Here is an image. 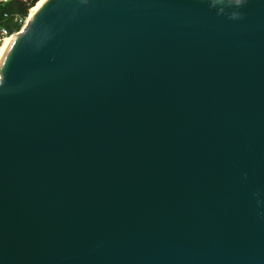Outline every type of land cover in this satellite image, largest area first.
<instances>
[{
    "label": "water",
    "instance_id": "water-1",
    "mask_svg": "<svg viewBox=\"0 0 264 264\" xmlns=\"http://www.w3.org/2000/svg\"><path fill=\"white\" fill-rule=\"evenodd\" d=\"M28 16L0 59V264H264V0Z\"/></svg>",
    "mask_w": 264,
    "mask_h": 264
},
{
    "label": "trees",
    "instance_id": "trees-1",
    "mask_svg": "<svg viewBox=\"0 0 264 264\" xmlns=\"http://www.w3.org/2000/svg\"><path fill=\"white\" fill-rule=\"evenodd\" d=\"M38 0H9L0 1V25L8 30L9 33L16 32L29 9Z\"/></svg>",
    "mask_w": 264,
    "mask_h": 264
},
{
    "label": "bare ground",
    "instance_id": "bare-ground-1",
    "mask_svg": "<svg viewBox=\"0 0 264 264\" xmlns=\"http://www.w3.org/2000/svg\"><path fill=\"white\" fill-rule=\"evenodd\" d=\"M43 0H38L37 3H35V5L33 7H31L29 9V15L32 14V12L36 9V7L42 2ZM29 17V16H28ZM14 37V35H10L8 37H6L3 41L2 44L0 46V59L2 58L4 52H5V48H6V43L9 42L12 38Z\"/></svg>",
    "mask_w": 264,
    "mask_h": 264
},
{
    "label": "built area",
    "instance_id": "built-area-1",
    "mask_svg": "<svg viewBox=\"0 0 264 264\" xmlns=\"http://www.w3.org/2000/svg\"><path fill=\"white\" fill-rule=\"evenodd\" d=\"M11 34L12 33H9L6 28L0 25V44L6 37L10 36Z\"/></svg>",
    "mask_w": 264,
    "mask_h": 264
},
{
    "label": "rangeland",
    "instance_id": "rangeland-1",
    "mask_svg": "<svg viewBox=\"0 0 264 264\" xmlns=\"http://www.w3.org/2000/svg\"><path fill=\"white\" fill-rule=\"evenodd\" d=\"M28 14H29V12H28ZM28 14H27V16H28ZM27 16L24 18V20L22 21V23H21V25H20V27H19V29L17 30V31H19L23 26H24V24H25V22H26V19H27ZM16 31V32H17ZM2 44V43H1ZM1 44H0V46H1Z\"/></svg>",
    "mask_w": 264,
    "mask_h": 264
}]
</instances>
